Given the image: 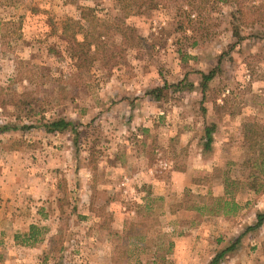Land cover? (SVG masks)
I'll list each match as a JSON object with an SVG mask.
<instances>
[{"label":"rangeland","instance_id":"1","mask_svg":"<svg viewBox=\"0 0 264 264\" xmlns=\"http://www.w3.org/2000/svg\"><path fill=\"white\" fill-rule=\"evenodd\" d=\"M155 1L0 0V127L27 126L0 132V264H264L244 164L264 133V0ZM58 118L75 128H44ZM224 180L234 215L210 210ZM31 224L42 239L15 243Z\"/></svg>","mask_w":264,"mask_h":264},{"label":"trees","instance_id":"2","mask_svg":"<svg viewBox=\"0 0 264 264\" xmlns=\"http://www.w3.org/2000/svg\"><path fill=\"white\" fill-rule=\"evenodd\" d=\"M119 3V6L121 8V12L124 16H129V15H135V14H142L144 11H146L149 8L155 7L157 5V1L155 0H116ZM93 9L90 7H82L81 8V17L83 19H87V13L88 11H92ZM91 28L92 30H96V26L92 25ZM88 31L90 30V25L89 28L87 29ZM90 35L93 37L94 40H91L87 36H85L81 41H78L77 44L79 45H84L87 49H89V46L92 45V43H95L96 46L99 44L103 43L104 41L101 40V32L96 30V32L90 33ZM233 35L237 37L238 39L241 38L239 32L235 30L233 32ZM95 50V48H94ZM96 51V50H95ZM216 72V69H211L208 72H200L201 74V89L202 92L205 91L207 88L208 82L214 77ZM182 81H179L176 84H167L166 82L162 87H156L151 90L153 94H155V99L159 100L161 98V92L164 88L167 86H171L174 89L180 88ZM185 85V84H184ZM188 85V84H187ZM44 128L47 131H64L68 129L69 127H72L73 129L75 128L74 124L70 120H66L65 118H58L54 119L48 123L43 124ZM25 128L27 126H10V125H3L0 127V132H4L9 129H17V128ZM215 130V125L214 124H209L206 125L204 128V136H205V142H204V147L208 148L213 137L212 133ZM250 139V148H251V153L253 158H249L248 160H245L244 164L248 165L250 167V171L247 174V185L250 189L254 191L260 190L261 187L264 186V183L261 181L264 179V157L259 158L255 154V148L256 146L259 147L261 141L264 138V133H261L258 135V132L254 129L253 133L249 136H247ZM260 142V143H259ZM235 181L234 180H224V194L219 197H212L213 200L216 202V207L210 208V210H215V211H220L223 215H234L236 214L239 209L240 205L238 204L237 201L234 200V198L231 196V193L234 191L232 187L234 186ZM235 187V186H234ZM147 208V207H146ZM207 208L206 206H198L196 207V211L201 213L203 209ZM209 210V211H210ZM264 221V211L260 212L257 214V222L254 226L252 227H257L261 225ZM142 221H140V218H136L132 222H129V233H132L133 235H138V230L135 229L137 225H141ZM43 228L39 226L38 224H31L29 226V229L25 232L22 233H16L14 235V240L15 243H19L21 245H33L37 243L39 240L42 239V230ZM53 240H62L63 237H52ZM63 242V241H62ZM233 246L227 248L230 249ZM61 249V247H59ZM221 255V254H220ZM219 255V256H220ZM219 256L214 257L210 264H217L218 263V258ZM157 263L156 261H152L149 264H155ZM148 264V263H147Z\"/></svg>","mask_w":264,"mask_h":264},{"label":"crops","instance_id":"3","mask_svg":"<svg viewBox=\"0 0 264 264\" xmlns=\"http://www.w3.org/2000/svg\"><path fill=\"white\" fill-rule=\"evenodd\" d=\"M263 197H264V194H263ZM262 201V200H261ZM262 203V202H261Z\"/></svg>","mask_w":264,"mask_h":264}]
</instances>
